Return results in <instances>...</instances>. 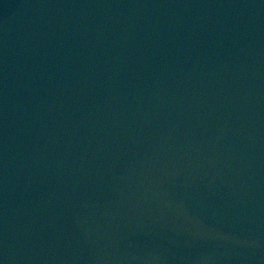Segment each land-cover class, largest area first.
I'll use <instances>...</instances> for the list:
<instances>
[{
	"label": "water",
	"instance_id": "1",
	"mask_svg": "<svg viewBox=\"0 0 264 264\" xmlns=\"http://www.w3.org/2000/svg\"><path fill=\"white\" fill-rule=\"evenodd\" d=\"M0 264H264V0H0Z\"/></svg>",
	"mask_w": 264,
	"mask_h": 264
}]
</instances>
